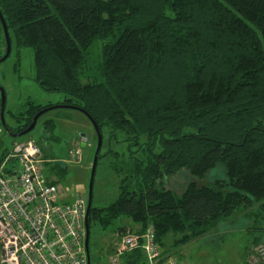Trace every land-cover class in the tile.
<instances>
[{
	"label": "trees",
	"instance_id": "trees-1",
	"mask_svg": "<svg viewBox=\"0 0 264 264\" xmlns=\"http://www.w3.org/2000/svg\"><path fill=\"white\" fill-rule=\"evenodd\" d=\"M0 12L11 54L33 50L39 87L85 110L103 142L130 144L129 154L99 153L97 166L112 157L119 194L105 208L92 203L90 251L92 227L122 217L138 233L153 226L167 254L169 236L185 246L241 211L264 234V0H0ZM49 106L28 102L10 114L14 127L5 109L6 125L20 133ZM43 125L50 134L53 122ZM5 137L1 162L18 142L2 127L1 145ZM218 166L223 178L192 181L181 195L165 186L182 170L204 180ZM130 258L142 264L140 250Z\"/></svg>",
	"mask_w": 264,
	"mask_h": 264
},
{
	"label": "rangeland",
	"instance_id": "rangeland-1",
	"mask_svg": "<svg viewBox=\"0 0 264 264\" xmlns=\"http://www.w3.org/2000/svg\"><path fill=\"white\" fill-rule=\"evenodd\" d=\"M6 47L5 36L0 28V54H6ZM33 58L31 48H22L20 55L17 49L13 48L11 56L0 64V86L5 89L6 117L12 127L15 126V119L11 118L10 114L24 111L28 102L53 107L63 105L65 100L63 94L45 92L33 80ZM49 120L54 124L52 136L51 133L45 132L43 125ZM76 135L79 136L73 143H86V147L82 148L80 160L72 157L74 144H71V141ZM27 139L35 141L42 148L45 158L44 174L61 187L64 200L70 201L79 195L88 196L91 167L97 148V135L91 123L81 112L73 109H54L47 112L33 131L15 140L19 142ZM5 140L6 144H0V162L3 150L11 147L9 139L5 137ZM129 145L109 144L108 137L104 134L101 153L111 148L114 151L129 154ZM131 150L135 151L136 147H132ZM111 158L110 156V158L104 157L99 160L93 187L94 208H105L118 197L120 179L109 166ZM55 161L66 164L67 169L56 168ZM223 176L222 166H218L204 180L193 178L188 171L182 170L171 177L165 186L181 195L192 181L201 186L221 179ZM259 226L262 228L264 225ZM120 227H126V229L120 230ZM137 228L139 225L126 217L116 220L107 229L93 226L90 245L91 264H110L109 256L113 254L123 233ZM256 229L255 219L249 215L248 211H241L225 221L220 228L185 246L172 247L173 237L169 236L164 249L170 251L171 258L178 264H247L256 255L260 245L264 244V234L261 235Z\"/></svg>",
	"mask_w": 264,
	"mask_h": 264
},
{
	"label": "built area",
	"instance_id": "built-area-1",
	"mask_svg": "<svg viewBox=\"0 0 264 264\" xmlns=\"http://www.w3.org/2000/svg\"><path fill=\"white\" fill-rule=\"evenodd\" d=\"M73 144L72 157L80 160L82 143ZM44 164L41 147L31 139L16 142L0 163V264H88V197L64 200L61 187L44 174ZM138 250L142 264H178L162 252L153 226L123 233L109 263L131 264L126 258ZM247 264H264V244Z\"/></svg>",
	"mask_w": 264,
	"mask_h": 264
},
{
	"label": "water",
	"instance_id": "water-1",
	"mask_svg": "<svg viewBox=\"0 0 264 264\" xmlns=\"http://www.w3.org/2000/svg\"><path fill=\"white\" fill-rule=\"evenodd\" d=\"M0 21L2 24V28H3L4 36H5V40H6V45H7L6 54L0 59V64H1L9 58V56L11 54L12 47H11V40H10L8 27H7L6 21H5L1 12H0ZM0 92H1V108H0L1 125L4 129V131L12 138H21V137L29 134L31 131H33L35 129L40 117H42L44 114H46L47 112L54 110V109L77 110V111L83 113L90 120V122H91V124L95 130V133L97 135V148H96V151L94 154L92 167H91V173H90V180H89V189H88V196H87L88 197L87 216H86L85 247H86V253H87V262H88V264H91L90 248H89V237H90L89 216H90V212L92 209L93 187H94V180H95V174H96V169H97V162H98L99 153L102 149V144H103V135L101 133L100 127L98 126L97 122L85 110H83L79 107H76V106H72V105H58V106L48 107V108L41 110L40 112H38L33 117L32 123L30 124V126L27 129H25L24 131H22L20 133H13L8 129V127L6 125V120H5L6 93H5V89L1 86H0ZM85 147H86V143H83L82 148H85Z\"/></svg>",
	"mask_w": 264,
	"mask_h": 264
},
{
	"label": "crops",
	"instance_id": "crops-1",
	"mask_svg": "<svg viewBox=\"0 0 264 264\" xmlns=\"http://www.w3.org/2000/svg\"><path fill=\"white\" fill-rule=\"evenodd\" d=\"M77 136H79V135H76L75 137L72 138L71 144L73 143V141L76 139Z\"/></svg>",
	"mask_w": 264,
	"mask_h": 264
}]
</instances>
